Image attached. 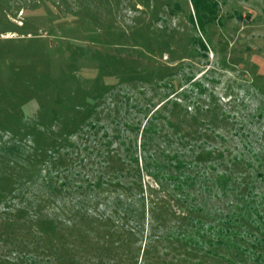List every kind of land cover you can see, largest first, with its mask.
<instances>
[{
    "label": "rangeland",
    "instance_id": "1",
    "mask_svg": "<svg viewBox=\"0 0 264 264\" xmlns=\"http://www.w3.org/2000/svg\"><path fill=\"white\" fill-rule=\"evenodd\" d=\"M0 264H264V0H0Z\"/></svg>",
    "mask_w": 264,
    "mask_h": 264
},
{
    "label": "trees",
    "instance_id": "2",
    "mask_svg": "<svg viewBox=\"0 0 264 264\" xmlns=\"http://www.w3.org/2000/svg\"><path fill=\"white\" fill-rule=\"evenodd\" d=\"M196 2V6H198V1H195ZM143 148H145V147H143ZM204 155L207 157V159L211 156V153L210 152H205L204 153ZM198 156H200V155H198ZM58 159H56V158H54L53 160H51L50 162L51 163H58ZM195 163V162H194ZM192 164V165H185L184 163H178L177 165H175V167H174V169H178L179 168V170H181V172H183L182 174H179V176H177V177H171V176H169L168 174H167V171H166V169H163V168H158V169H160V172H161V174H162V178H164V179H162L161 180V182L162 183H165V182H168V181H170V180H181V181H184L185 182V186L184 187H190V188H192L193 186H192V183L193 182H195V178L194 177H191L189 174H190V169H192V167L191 166H193V165H195V167H196V164ZM236 167L235 165H233L232 163H230V167ZM186 168V170H185V168ZM197 169V168H196ZM198 171V170H197ZM48 174H50L51 173V167H50V169H48V172H47ZM157 176V175H156ZM157 178V180L159 179L158 178V176L156 177ZM99 180H103V179H101V177H99L98 178ZM108 179V178H107ZM225 179L224 178H222V181H224ZM224 182H226V180L224 181ZM52 184V183H51ZM158 185V184H157ZM248 204V203H247ZM236 208H238V207H236ZM233 211H236L237 212V210H233ZM238 213H240V211L238 212ZM246 214V213H245ZM257 214V213H256ZM143 216H144V209H143ZM261 216H262V214L261 215H259L258 214V218L261 220ZM145 218V217H144ZM228 219H225L227 222H232V219L231 218H229V217H227ZM239 218L240 217H238V216H235V222L234 223H232V224H234L235 225V223H239ZM142 220H143V218H142ZM263 220V219H262ZM226 221H222L221 223H223V224H226ZM141 231V230H140ZM139 231V232H140ZM137 234V233H136ZM182 237L181 236H179V238H178V241H182ZM175 240H177V238L175 239ZM134 242H137L138 241V239H136V240H133ZM135 250V249H134ZM139 250H140V248L138 247L135 251L137 252V255H136V257L138 256V253H139ZM145 252H147V250L144 248V250H143V256L145 255ZM209 252V251H208ZM209 253H211V252H209Z\"/></svg>",
    "mask_w": 264,
    "mask_h": 264
}]
</instances>
